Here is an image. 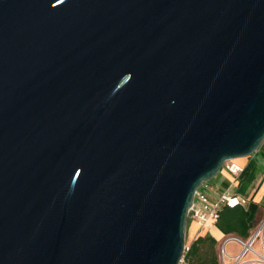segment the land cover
<instances>
[{
	"label": "water",
	"instance_id": "95a60500",
	"mask_svg": "<svg viewBox=\"0 0 264 264\" xmlns=\"http://www.w3.org/2000/svg\"><path fill=\"white\" fill-rule=\"evenodd\" d=\"M263 141L264 0H0V264H179Z\"/></svg>",
	"mask_w": 264,
	"mask_h": 264
},
{
	"label": "crops",
	"instance_id": "0c3cea01",
	"mask_svg": "<svg viewBox=\"0 0 264 264\" xmlns=\"http://www.w3.org/2000/svg\"><path fill=\"white\" fill-rule=\"evenodd\" d=\"M235 161L242 167L243 171L241 173L232 175L222 167L214 177L205 183L204 188L211 198L226 191L246 200L244 205L238 207L243 208L248 213L247 223L250 225L248 238L242 239L233 234L224 235L216 228L215 223H208L200 227L195 221L188 219L186 222L188 224L186 236L189 243L198 236L207 233L217 240V249L220 242L226 237H235L246 241L264 221V141L250 156ZM256 244L254 249L259 251L261 244L259 242ZM239 249L240 245L233 241L226 245V250L232 256L237 254ZM262 263L264 264V254L262 255Z\"/></svg>",
	"mask_w": 264,
	"mask_h": 264
},
{
	"label": "built area",
	"instance_id": "2783aa9c",
	"mask_svg": "<svg viewBox=\"0 0 264 264\" xmlns=\"http://www.w3.org/2000/svg\"><path fill=\"white\" fill-rule=\"evenodd\" d=\"M222 167L232 175H237L243 171L242 167L237 164L235 160L225 162ZM204 186L205 183L200 186V190L195 192V197L192 201V207L188 210L187 217V220L191 219L195 221L200 227H203L208 223H215L223 209H233L246 203L244 198L226 191L218 194L216 197L211 198L206 192ZM230 241L236 242L240 245L239 251L233 256L230 255L226 250V245ZM257 242H260L264 252V221L256 228L251 237L246 241H242L235 237L224 238L220 242L217 249L219 264L261 263L259 258L260 253L254 249ZM187 250L188 245H185L184 252ZM249 255L254 256L255 259H251L248 257ZM179 264H185L183 262V256Z\"/></svg>",
	"mask_w": 264,
	"mask_h": 264
},
{
	"label": "trees",
	"instance_id": "16d2710c",
	"mask_svg": "<svg viewBox=\"0 0 264 264\" xmlns=\"http://www.w3.org/2000/svg\"><path fill=\"white\" fill-rule=\"evenodd\" d=\"M247 216V211L241 207L225 208L221 211L215 226L224 235L233 234L247 239L250 230ZM217 244V240L208 233L198 236L189 243L188 250L183 253V262L185 264H219Z\"/></svg>",
	"mask_w": 264,
	"mask_h": 264
},
{
	"label": "rangeland",
	"instance_id": "374dc122",
	"mask_svg": "<svg viewBox=\"0 0 264 264\" xmlns=\"http://www.w3.org/2000/svg\"><path fill=\"white\" fill-rule=\"evenodd\" d=\"M187 229H188V224L186 223V227H185V245H189V241H188V238H187V236H186ZM259 243H260V242H259ZM256 245H258V244H256ZM259 253H260V254L263 253V249H262V247H260V249H259ZM250 258H251V259H255V257L252 256V255H250ZM257 264H263V263H257Z\"/></svg>",
	"mask_w": 264,
	"mask_h": 264
},
{
	"label": "bare ground",
	"instance_id": "6f19581e",
	"mask_svg": "<svg viewBox=\"0 0 264 264\" xmlns=\"http://www.w3.org/2000/svg\"><path fill=\"white\" fill-rule=\"evenodd\" d=\"M264 254V252L263 253H261L260 255H259V258H260V262L262 263V255Z\"/></svg>",
	"mask_w": 264,
	"mask_h": 264
}]
</instances>
